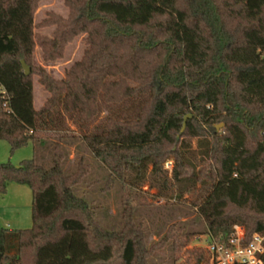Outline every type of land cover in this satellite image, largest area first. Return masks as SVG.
Returning a JSON list of instances; mask_svg holds the SVG:
<instances>
[{
	"label": "trees",
	"instance_id": "1",
	"mask_svg": "<svg viewBox=\"0 0 264 264\" xmlns=\"http://www.w3.org/2000/svg\"><path fill=\"white\" fill-rule=\"evenodd\" d=\"M37 2L0 0V140L11 152L28 142L35 148L19 165L0 163V194L16 182L32 197L30 227L0 224V264H149L168 242L181 252L194 234L174 223L146 244L148 230L134 218L146 204L138 193L146 183L177 200L198 193L190 205L215 239L246 209L264 216V0H66L70 13L51 14L57 27L42 38L43 55L60 56L81 33L86 48L63 77L40 71L48 97L36 110L21 60L27 64L36 45ZM128 100L137 102L134 117L108 113L98 131L79 138L107 170L109 186L125 188L121 227L107 230L76 192L87 161L79 156L67 172L61 140L68 137L59 134L46 166L38 158L47 139L36 133L65 130L66 117L88 125L100 102ZM187 112L194 117L181 131ZM220 121L221 136L212 128ZM249 219L247 239L264 233V220Z\"/></svg>",
	"mask_w": 264,
	"mask_h": 264
},
{
	"label": "rangeland",
	"instance_id": "2",
	"mask_svg": "<svg viewBox=\"0 0 264 264\" xmlns=\"http://www.w3.org/2000/svg\"><path fill=\"white\" fill-rule=\"evenodd\" d=\"M65 1L66 0H38L34 12L33 21L35 23L34 35L36 45L31 55V60H29L27 64L31 72L34 91L33 106L36 110L39 106L41 107L48 97V91H46L39 81L40 71L44 70L52 77L61 78L64 76L65 70H67L73 62L83 57V52L86 48V40L84 34L81 33L64 44L60 56L49 59L43 55V48L40 45L43 40L42 38L46 37L51 39L57 27L56 18L51 16V14L56 13L55 15L66 18L70 13L69 6ZM158 88L160 89L159 86ZM99 107L100 113L97 118L88 125H81L77 122L76 117L73 116L66 117L62 121L66 126L65 130L56 131V133L47 131L37 132L36 135L47 139L44 143L46 145L39 148L38 159L46 166H50L49 157L52 150L50 143L53 142V139H55L57 135H66L68 139L61 140L65 153L66 171L72 172L75 170L76 159L81 155L90 166L89 174L77 187V194L86 199L92 207L94 206L96 218L103 228L107 230H119L122 223L121 211L123 208V198L126 195L125 188L119 181H115L109 186L107 183V170L98 160H95L93 156H91L85 144L82 143L79 138L84 134L98 131L100 124H102L108 113L117 114L121 118L134 117L137 113L138 106L136 101L128 100L125 101V103L114 106H106L100 102ZM186 115H190L186 120L194 117L191 112L183 114L182 117L184 118ZM192 122L199 126L197 120ZM214 125L219 127L216 132H218L220 136L225 133L224 121L215 122L212 128ZM207 128H209V126L206 125V129ZM197 144L198 142L195 139L191 141V151L194 154L198 152ZM34 154L35 148L34 144L31 142L11 152L8 142L5 139L0 140V163L9 161L13 165H19L22 159H30L34 157ZM200 166H202L201 163L198 164L197 168ZM172 167L173 161L168 160L165 163V168L171 171ZM23 189L27 191L26 195L22 193ZM29 189L30 188L25 184L21 185L16 182H9L7 184L5 192L0 194V224L12 229H18L17 227L19 226L17 225H19V223L29 227L32 225V214L30 212L32 197ZM138 193L146 198V204L138 206L135 209L134 218L136 222L141 223L142 226L148 230L146 238L147 245L157 242L164 235L166 227L172 223H174L176 227H183L184 232L194 234L187 244L188 246L183 248L181 252L174 251L173 246L168 242L161 251L156 252L150 258L149 264H211L206 249L207 227L202 218L198 216L197 210L190 205V200L198 193H186L181 199L177 200V198H175V193L173 195L163 194L159 196L154 188L148 187L147 183L142 186ZM134 203H136V201ZM25 212L29 215V217L26 216L28 221L26 223L25 220L18 222L21 213ZM242 214L244 217H241L239 221H235L234 223L243 226L246 231L252 226V221H250L249 218H251V220H264V216L258 215L249 209L244 210ZM200 253H202L203 256L197 261V257Z\"/></svg>",
	"mask_w": 264,
	"mask_h": 264
},
{
	"label": "built area",
	"instance_id": "3",
	"mask_svg": "<svg viewBox=\"0 0 264 264\" xmlns=\"http://www.w3.org/2000/svg\"><path fill=\"white\" fill-rule=\"evenodd\" d=\"M206 244L211 264H264V233L254 232L247 239L245 228L237 223L224 239L207 233Z\"/></svg>",
	"mask_w": 264,
	"mask_h": 264
},
{
	"label": "water",
	"instance_id": "4",
	"mask_svg": "<svg viewBox=\"0 0 264 264\" xmlns=\"http://www.w3.org/2000/svg\"><path fill=\"white\" fill-rule=\"evenodd\" d=\"M21 64H22V68H23V71H24V73L26 74V75H29V73H30V68H29V66L26 64V62L24 61V60H21ZM190 117V115H186V116H184V118H183V125H182V128H181V131L184 129V127H185V125H186V122H185V120H186V118H189ZM219 127L218 126H215V129L217 130ZM1 257H2V254L0 253V260H1Z\"/></svg>",
	"mask_w": 264,
	"mask_h": 264
},
{
	"label": "crops",
	"instance_id": "5",
	"mask_svg": "<svg viewBox=\"0 0 264 264\" xmlns=\"http://www.w3.org/2000/svg\"><path fill=\"white\" fill-rule=\"evenodd\" d=\"M40 107V106H39ZM38 110V109H37ZM26 185V184H25ZM29 188V187H28ZM30 190V189H29ZM26 190H24L23 189V192L22 193H24L25 195H26ZM31 212V211H30ZM30 214V213H29ZM26 216L27 217H29V215L28 214H26V212L25 213H21V216H20V218H19V220H18V222H22V221H24L25 220V223L28 221V218H26ZM2 225V224H1ZM3 226V225H2ZM7 226H8V224H7ZM17 226H19V227H17L18 229H24V228H28L29 226H23V225H21L20 223H19V225H17ZM3 227H5V226H3ZM6 228V227H5ZM8 228V227H7ZM9 229H12V228H10L9 227Z\"/></svg>",
	"mask_w": 264,
	"mask_h": 264
}]
</instances>
